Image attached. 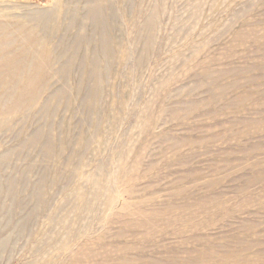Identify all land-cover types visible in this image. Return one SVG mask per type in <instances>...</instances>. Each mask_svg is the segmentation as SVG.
Instances as JSON below:
<instances>
[{
	"label": "rangeland",
	"instance_id": "rangeland-1",
	"mask_svg": "<svg viewBox=\"0 0 264 264\" xmlns=\"http://www.w3.org/2000/svg\"><path fill=\"white\" fill-rule=\"evenodd\" d=\"M0 264H264V0H0Z\"/></svg>",
	"mask_w": 264,
	"mask_h": 264
}]
</instances>
